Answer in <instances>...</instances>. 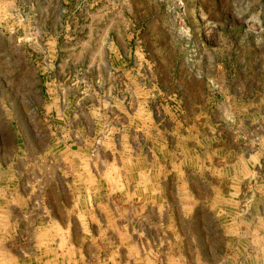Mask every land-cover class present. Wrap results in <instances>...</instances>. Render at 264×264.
I'll return each instance as SVG.
<instances>
[{"label": "crops", "instance_id": "crops-1", "mask_svg": "<svg viewBox=\"0 0 264 264\" xmlns=\"http://www.w3.org/2000/svg\"><path fill=\"white\" fill-rule=\"evenodd\" d=\"M9 17L0 12V37L13 26ZM31 20L27 15V25ZM114 33L115 41L107 42L114 73L106 93L113 115L94 118L95 135L56 140V153L46 152L53 142L33 154L32 141L19 137L18 115L35 108L23 107L28 100L18 105L13 76L0 75V97H6L0 99V264H236L225 261L230 256L242 264L257 258L222 253L216 262L219 253L210 249L220 230L233 242L245 233L259 239L260 227L264 235V41L250 67L242 54L236 73L209 80L217 85L208 96L189 88L173 93L171 106L155 101L151 107L148 98L157 92L151 94L141 73L148 61L121 31ZM172 77L173 89L178 81Z\"/></svg>", "mask_w": 264, "mask_h": 264}, {"label": "rangeland", "instance_id": "rangeland-1", "mask_svg": "<svg viewBox=\"0 0 264 264\" xmlns=\"http://www.w3.org/2000/svg\"><path fill=\"white\" fill-rule=\"evenodd\" d=\"M0 12L10 13L9 27L13 25L0 37V75L13 76L18 105L28 100L23 107L35 108L33 114L18 117L23 127L19 137L32 141L30 152L36 155L53 142L46 152L56 153V140L64 135L69 140L95 135L90 127L94 118L112 117L106 93L114 71L107 61V42L115 41L116 29L128 47L148 61L141 73L151 94L157 92L156 99L148 98L151 107H157L155 101L171 106L172 94L189 88L208 96L217 85L209 80L236 73L240 66L235 67V59L242 54L247 56L245 67H250L251 54L256 55V45L264 41V0H0ZM171 77L179 88L172 89ZM260 228L259 239L244 232L238 242L224 240L220 230L212 237L210 253H219L213 260L219 262L222 253H259L257 258H243L242 264H264ZM196 246L204 253V244ZM225 261L241 264L233 256Z\"/></svg>", "mask_w": 264, "mask_h": 264}]
</instances>
